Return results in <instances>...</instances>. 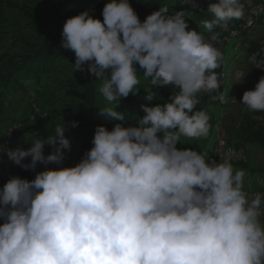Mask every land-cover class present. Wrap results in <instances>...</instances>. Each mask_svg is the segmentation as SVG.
I'll return each instance as SVG.
<instances>
[{
	"label": "clouds",
	"instance_id": "clouds-1",
	"mask_svg": "<svg viewBox=\"0 0 264 264\" xmlns=\"http://www.w3.org/2000/svg\"><path fill=\"white\" fill-rule=\"evenodd\" d=\"M93 11L65 21L60 47L74 53L76 71L102 82L108 106L100 113L119 122L111 130L97 125L74 166H64L72 148L64 123L46 137L32 132L30 147H0L36 172L0 188V264H264V193L249 197L246 172L234 169L230 155L217 162L177 147L210 133V116L197 105L199 93L220 88L217 34L206 40L185 11L169 15L165 7L141 21L130 0H107L103 19ZM207 13L213 18L201 27L212 33L243 18L245 4L218 0ZM252 61L264 69V60ZM140 75L174 90L162 104L142 105L144 114L126 126L130 114L117 107L139 94ZM154 95L148 90L145 99ZM240 103L264 112V76Z\"/></svg>",
	"mask_w": 264,
	"mask_h": 264
},
{
	"label": "trees",
	"instance_id": "trees-1",
	"mask_svg": "<svg viewBox=\"0 0 264 264\" xmlns=\"http://www.w3.org/2000/svg\"><path fill=\"white\" fill-rule=\"evenodd\" d=\"M106 2L107 0H0V43L6 42L10 47L8 51L3 53L0 51V147H20L21 139L31 141L32 132L38 131L46 137L54 132L56 125L64 123L67 128L65 135L72 144L71 151L66 150L64 166H74L92 147L91 142L97 125H106L111 130L114 124L119 122L100 113V108L108 106V102L99 91L102 82L87 71H76L73 65L74 53L60 47L63 25L69 17L93 9L91 14L103 19L102 9ZM130 3L141 21L161 7L167 8L169 15L176 11H185L189 27L196 30L197 19L203 21L213 18L207 11L192 8L190 0H130ZM229 26H231L229 30L234 28L240 31L237 35L238 38L241 37V41L243 40V48L247 53L256 38L246 36L235 20L230 21ZM219 30L220 26H216L212 33L206 31L205 39L207 40L213 33L218 35ZM233 42L232 39L225 43L228 54ZM239 59L238 62H241L243 58ZM262 74L253 70L256 77ZM139 79L140 83L137 86L140 89L139 94L122 99L117 107L118 111L130 114L126 126L134 123L132 116L144 114L142 105L162 104L174 90L172 87L150 86V80L145 79L143 75H140ZM145 89L155 94L153 100L145 99L148 95V90ZM19 96L30 98L21 115L18 111H12L15 103L13 100ZM198 99L200 102L197 110L207 111L211 105L219 108V114L213 115L210 124L214 128L217 123L223 125L229 144L244 148L248 152V157L251 146H256L261 157L256 168H250L249 161L235 166H240L253 175L258 174L263 179L264 123L258 117L264 112L236 114L226 110L231 103L224 105L213 101L209 93ZM116 103L118 102H113L111 106L115 107ZM73 121L78 122L76 127L71 126ZM13 123H18L19 129L11 136H7V131ZM182 139L184 144L178 143V148L195 150L200 147L199 151L206 153L209 158L216 143V133L210 144L206 142L207 138L192 141ZM51 151V146H45L46 155ZM5 155L6 152L0 154L1 157ZM30 159L26 158V162H30ZM1 171L0 188L12 176L31 180L36 174L30 170L1 169ZM37 171L41 169L37 168ZM3 222L0 219V224Z\"/></svg>",
	"mask_w": 264,
	"mask_h": 264
},
{
	"label": "bare ground",
	"instance_id": "bare-ground-1",
	"mask_svg": "<svg viewBox=\"0 0 264 264\" xmlns=\"http://www.w3.org/2000/svg\"><path fill=\"white\" fill-rule=\"evenodd\" d=\"M242 2L245 4V12H253V9H255V2H253L252 0H244ZM194 3H196L198 5V7H197L198 10H201L204 12V11H208V6L210 3H213V0H194ZM214 3H216V2H214ZM235 21H237L239 23V26L241 27L242 31H244V33H246V36H251L253 38L255 37L257 39V43L253 47V52L248 56V60L246 61V63L254 71L264 73V69L256 68V63L252 61L253 56L256 57L257 62H259L260 60H264V33H263V31H264V15L251 16V17H245V15H244L243 18H241L239 20H235ZM242 22H243V24H242ZM256 24H257V28H254V26ZM229 27H231V26H229V24H228L227 27H221L220 28V30L223 28V32H227V34H229V36L226 37V42H230L232 39L234 40L233 44L230 46V48L228 50L229 54L227 53V46L225 47V44H224V36L223 37L217 36V39L213 42L214 46L223 52L224 59L221 63V66L215 70L218 73V76L220 77V88L214 92L209 93L211 100L219 102V103L224 104V105L232 103V100H233V96L231 94V91H230V89L227 88V85L231 82V72H230V70H231L230 69L231 68V66H230L231 65V59H235V60L239 61L240 60L239 58L241 57V54L244 51L243 44H242L243 40L242 41L240 40L241 37L238 38L240 31H238L237 29H234V28L233 29L231 28V30H229ZM236 27H237V25H236ZM252 28H254V29H252ZM213 34H215V33H213ZM213 34H211L207 40H209ZM243 35H245V34H243ZM256 39H254V41ZM245 50H247V49H245ZM226 61H228V62L226 63ZM237 71H239V69H235L234 73H237ZM244 75H245L244 72L241 70L239 76L237 77L236 82H239L241 79H243ZM204 94H205L204 92L199 93L198 98L203 96ZM258 119H260L264 123V114L260 115L258 117ZM19 126L20 125L18 123H13L7 131V136H11L12 134H14L19 129V128H17ZM215 127L217 130L216 143L212 148L210 157H218V151H219L220 146H221V136H222L221 123H217L215 125ZM228 150H232L230 152L231 157H248V152L244 148H237L234 145H231L228 143V141L226 139V131L224 129V147H221L220 152H219V157L228 156ZM2 152H4V151L0 150V154ZM3 154H5V153H3ZM4 157H7V154Z\"/></svg>",
	"mask_w": 264,
	"mask_h": 264
},
{
	"label": "rangeland",
	"instance_id": "rangeland-1",
	"mask_svg": "<svg viewBox=\"0 0 264 264\" xmlns=\"http://www.w3.org/2000/svg\"><path fill=\"white\" fill-rule=\"evenodd\" d=\"M201 21L200 19H197V25H198V32L203 33V35L206 37L207 32L201 27ZM221 28V27H220ZM9 44L6 42H1L0 43V51L1 53L8 51L9 49ZM245 51L242 52L243 56L245 55ZM235 61V62H234ZM231 73L235 72V69L242 70L245 74L244 78L241 79L239 82L234 83V75H231V82L227 85V88L230 89L231 94L233 96V102L226 107V110L235 112L236 114H241V113H249L250 110L240 102L242 101V96L245 91L247 90H254L255 85L259 82V79L261 76H264V73L262 75H258V77L253 75V70L250 68V66L245 62V59H242L241 62H238V60L231 59ZM165 87H171V86H165ZM24 98V99H23ZM23 99V101H22ZM30 98L19 96V98L13 100L15 103H13L12 106V111L16 112L18 111L19 115L23 113L25 110ZM21 104V105H20ZM208 115L210 116V119H213V115L219 114V108H217L215 105H211L210 108L207 110ZM211 125L210 133L207 137V143L210 144L213 139H215V133L217 136V130L216 127L214 128ZM28 138V137H26ZM205 139V138H201ZM27 142H30L29 139H21V145L20 147L27 148L30 147L31 145L28 144ZM196 151L200 150V147L195 149ZM249 167L250 168H256L261 160L259 150L256 148V146H251L250 151H249ZM211 155V153H210ZM43 165L38 166L41 170H43ZM49 167H56L55 165H50ZM234 169H242L240 166H235L233 165ZM244 170V169H243ZM247 174L248 171L244 170ZM264 179V177H263Z\"/></svg>",
	"mask_w": 264,
	"mask_h": 264
},
{
	"label": "built area",
	"instance_id": "built-area-1",
	"mask_svg": "<svg viewBox=\"0 0 264 264\" xmlns=\"http://www.w3.org/2000/svg\"><path fill=\"white\" fill-rule=\"evenodd\" d=\"M217 1L218 0H213V3L217 2ZM242 1H244V0H242ZM252 1L255 2V9H258L261 6H264V0H252ZM255 9H253V12H245V17L264 15V12H260L259 14H255V12H254ZM242 24H243V22H242ZM254 28H257V24L254 26ZM254 28H252V29H254ZM263 33H264V31H263ZM217 36H224V44H225L226 37L229 36V34H224L223 28H222L221 31L218 32ZM256 41L252 42V49H248L247 54H245L244 56H243V54H241V57L243 59H245V62L248 60V56L253 52V44L256 43ZM227 62L228 61H226V63ZM240 72H241V70L237 71V73H231V75H234V83L237 81V77L239 76ZM219 81H220V77H219ZM232 102H233V100H232ZM221 129H222V136H221L220 149H221V147H224V127L222 124H221ZM220 149L218 151V157H209V158H211L217 162H222L223 158H225V157H219ZM231 151L232 150H228V156L230 155ZM248 161H249V157H231V163L233 165L244 164V163H247ZM1 169H4V170H11L12 169V170L26 171L23 168L15 165L14 162L8 160V157H0V179H1V175H2ZM257 177H259L261 180H263L258 174L253 175L250 172H247V174L245 176V183H244V189L243 190L249 194V197H251L252 194L257 193V192L264 193V184L259 183L257 180ZM261 221H262V223H264V217L261 218Z\"/></svg>",
	"mask_w": 264,
	"mask_h": 264
}]
</instances>
